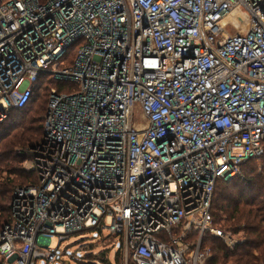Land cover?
<instances>
[{"label": "built area", "instance_id": "obj_1", "mask_svg": "<svg viewBox=\"0 0 264 264\" xmlns=\"http://www.w3.org/2000/svg\"><path fill=\"white\" fill-rule=\"evenodd\" d=\"M45 75L66 91L18 152L37 183L13 191L0 264H54L52 238L91 231L125 264H211L207 231L241 243L211 210L264 154V0H0V124Z\"/></svg>", "mask_w": 264, "mask_h": 264}, {"label": "trees", "instance_id": "obj_2", "mask_svg": "<svg viewBox=\"0 0 264 264\" xmlns=\"http://www.w3.org/2000/svg\"><path fill=\"white\" fill-rule=\"evenodd\" d=\"M74 53L75 48L70 51V57ZM65 87L64 83L55 81L47 75L40 77L29 105L12 111L0 124V167H7L10 162L20 158L24 163L28 161L27 156L17 153L18 149L23 152L42 142L49 92L51 88H57L61 92L66 91ZM262 144L264 148V141ZM254 160L264 161V154L251 161ZM249 162L242 167L245 178L237 177L229 181L217 182L211 210L215 224L220 226L219 223L223 222L225 227L231 225L230 229L234 233L243 230L246 234L245 240L235 247L236 250L228 252L222 249L218 239L205 237V241L211 244L213 249L216 248L213 251L223 253L224 260H230L233 264H264V164L259 171L257 168H252L245 173ZM19 170L21 172L19 176L24 177L26 181L21 186L37 183L35 174L27 168L23 167ZM8 172L14 174L10 170ZM6 181H0V230L9 219L14 191L13 181ZM117 254L121 256L119 252ZM213 257L211 264H218L219 260L215 253Z\"/></svg>", "mask_w": 264, "mask_h": 264}, {"label": "rangeland", "instance_id": "obj_3", "mask_svg": "<svg viewBox=\"0 0 264 264\" xmlns=\"http://www.w3.org/2000/svg\"><path fill=\"white\" fill-rule=\"evenodd\" d=\"M135 121L139 122L141 120V110L138 107L135 111ZM21 151L18 149V152ZM17 152V153H18ZM25 164V165H24ZM264 161H251L248 163L245 169V173L252 168H257L258 171L261 169L263 166ZM33 163L31 161H27V163L22 162V159H18L17 161L10 162L7 167H0V181L1 182H7L6 180H11L13 181V187L12 190L15 189L17 186H21L24 184L26 181L24 177H20L19 175L21 174L20 170L21 168H32ZM8 170L14 172V174L9 173ZM248 173V172H247ZM219 223V222H218ZM220 226L214 223L211 225L212 230L216 229H221L225 231L226 235L227 233L233 234L234 242H242L245 240V232L238 231L237 233H234L232 231L231 225L225 227L223 222L222 224L219 223ZM234 229V228H233ZM200 232L197 229H193V231L190 233L188 236L189 238L191 237V242H196L197 239L199 238ZM93 231L91 232H83L77 235H72L69 237L68 240L64 241L61 245L60 248L58 249V239L56 237L52 238V243H51V250L53 252L57 253V261L54 264H125V258L124 255L121 254L118 255V250L122 246V241L120 237H109V234L107 232L104 233V235L96 234V236H92ZM211 236V238H216L219 240V244L222 246V249L227 250L228 252H233L236 250V248H231L228 244L229 241L227 240H222L209 231H207L203 235V243L204 246L215 250L216 248L213 249V246L211 244H208V242L205 241V237ZM188 238V239H189ZM228 243V244H227ZM91 248V250H89ZM85 250L86 254L85 257L81 254V251ZM215 253V256L217 258L218 264H233L232 261L227 260L225 261L223 256V253L213 251ZM213 253V255H214ZM89 254V255H87ZM91 254V255H90ZM82 255V256H81ZM100 257V258H99ZM117 258V259H116ZM119 258V259H118ZM129 264H132L129 262Z\"/></svg>", "mask_w": 264, "mask_h": 264}]
</instances>
